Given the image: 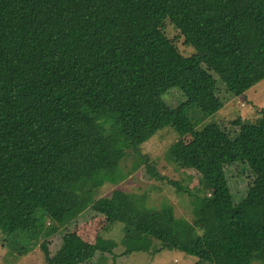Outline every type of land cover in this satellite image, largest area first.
Masks as SVG:
<instances>
[{
	"label": "trees",
	"instance_id": "1",
	"mask_svg": "<svg viewBox=\"0 0 264 264\" xmlns=\"http://www.w3.org/2000/svg\"><path fill=\"white\" fill-rule=\"evenodd\" d=\"M168 24L191 54L177 56ZM263 78L264 0H0V226L21 227L23 206L35 201L63 228L40 243L46 264H92L115 241L69 230L90 206L125 224L122 243L144 233L158 249L198 262H264V108L261 119L237 122L235 134L211 127L200 154L181 139L170 147L175 161L199 173L197 191L141 152L167 125L196 136L201 118L192 119V107L205 113L202 97L239 96ZM173 89L182 102L170 105ZM128 159L129 173L142 167L146 178L188 194L193 220L166 204L137 205L120 189L94 198L106 179L128 174ZM234 166L254 175L237 203ZM207 224L205 247L196 229Z\"/></svg>",
	"mask_w": 264,
	"mask_h": 264
},
{
	"label": "rangeland",
	"instance_id": "2",
	"mask_svg": "<svg viewBox=\"0 0 264 264\" xmlns=\"http://www.w3.org/2000/svg\"><path fill=\"white\" fill-rule=\"evenodd\" d=\"M166 32L175 43L177 56H187L193 52V48L183 42V37L172 25H167ZM176 93L175 89L168 90L166 93L170 105L182 102L181 95ZM202 99L206 101H204L205 108H208L205 113L200 110V105L192 107V119L198 121L201 118L197 122L196 136L192 134L180 136L173 126L167 125L141 146V152L149 155L151 159H157V168L163 175L178 181L192 191L201 189L199 173L190 168H183L181 163L175 161L168 153L170 147L181 139L184 149L190 155L200 154L205 149L210 128L214 125L235 134L239 130L237 122L261 119L260 110L264 108V78L242 95L232 97L223 91H218L213 97L209 99L202 97ZM130 163L131 160L128 159L121 164L122 170L128 174L120 177L115 183L106 179L93 191L94 198L106 196L112 190L120 189L130 195L137 205L161 208L166 204L172 207L176 218L193 220V204L188 194L182 191L177 192L165 181L146 178L142 167L129 173ZM231 171L233 172L230 177L231 197L233 202L237 203L243 198V184L251 181L254 175L250 170H242L236 166ZM198 193L201 192L198 191ZM41 213L38 203L27 200L19 214L21 227L13 226L11 229H6L0 226V264H46L40 243L47 239L46 232L54 236V233L62 227L52 219L42 217ZM79 215L76 221L69 222L70 231L92 242L96 237L115 241L111 252L96 253L92 264H211L198 262L196 256L180 250L158 249L160 242L144 233L140 234L136 240L122 243L125 224L117 220H107L90 206H87ZM35 229L40 230L37 233ZM196 233L201 237L204 246L208 247L213 236V225H201L196 229ZM251 264H264V262L255 259Z\"/></svg>",
	"mask_w": 264,
	"mask_h": 264
}]
</instances>
